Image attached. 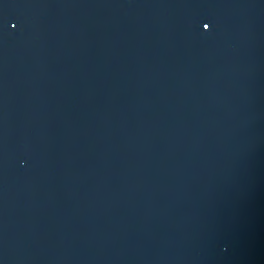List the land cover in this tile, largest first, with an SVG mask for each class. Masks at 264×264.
I'll return each instance as SVG.
<instances>
[{
  "label": "water",
  "instance_id": "95a60500",
  "mask_svg": "<svg viewBox=\"0 0 264 264\" xmlns=\"http://www.w3.org/2000/svg\"><path fill=\"white\" fill-rule=\"evenodd\" d=\"M0 18V264H264V0Z\"/></svg>",
  "mask_w": 264,
  "mask_h": 264
},
{
  "label": "snow or ice",
  "instance_id": "6c2138e0",
  "mask_svg": "<svg viewBox=\"0 0 264 264\" xmlns=\"http://www.w3.org/2000/svg\"><path fill=\"white\" fill-rule=\"evenodd\" d=\"M3 3V0H0V4ZM3 23H5V21L2 20V18H0V25H2ZM200 25L204 28V29H209L210 28V22H199Z\"/></svg>",
  "mask_w": 264,
  "mask_h": 264
}]
</instances>
